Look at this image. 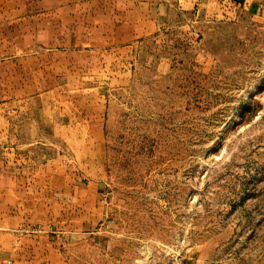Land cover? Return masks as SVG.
I'll return each instance as SVG.
<instances>
[{
  "label": "rangeland",
  "instance_id": "rangeland-1",
  "mask_svg": "<svg viewBox=\"0 0 264 264\" xmlns=\"http://www.w3.org/2000/svg\"><path fill=\"white\" fill-rule=\"evenodd\" d=\"M2 1L21 15L0 22V58H63V112L103 109L101 152L63 143V235L36 239L33 260L264 264V0L196 20L174 8L131 53L67 38L73 0ZM50 4L68 12L65 45L30 46L23 6Z\"/></svg>",
  "mask_w": 264,
  "mask_h": 264
},
{
  "label": "crops",
  "instance_id": "crops-1",
  "mask_svg": "<svg viewBox=\"0 0 264 264\" xmlns=\"http://www.w3.org/2000/svg\"><path fill=\"white\" fill-rule=\"evenodd\" d=\"M0 1V22L20 21V8L17 11L14 5L4 12ZM73 1L67 10L73 13L65 28L67 38L87 40L82 46L106 40L107 46L126 48L127 53L147 38L173 28L170 13L174 8L194 20L203 13L211 17L227 14L224 8L219 13L221 6L215 0H105L104 6L101 0ZM258 3L237 0V6L247 10L260 7ZM23 8L32 24L30 46L65 45L63 13L68 12L63 6ZM6 14L18 18L5 20ZM192 24L189 21L185 26L190 29ZM61 62L63 58H0V264H63L33 260L36 239L63 235V143L71 144L68 152L75 159L84 157L83 144H92L87 154L95 153L96 147L102 151V106L63 112V64L57 66ZM6 67L10 79L5 84ZM102 98L106 102L99 93V104Z\"/></svg>",
  "mask_w": 264,
  "mask_h": 264
}]
</instances>
